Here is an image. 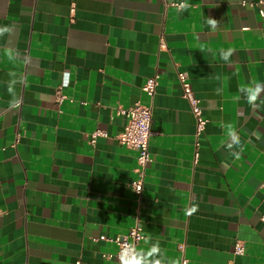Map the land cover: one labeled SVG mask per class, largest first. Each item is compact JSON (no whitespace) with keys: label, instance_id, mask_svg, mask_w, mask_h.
I'll use <instances>...</instances> for the list:
<instances>
[{"label":"crops","instance_id":"0c3cea01","mask_svg":"<svg viewBox=\"0 0 264 264\" xmlns=\"http://www.w3.org/2000/svg\"><path fill=\"white\" fill-rule=\"evenodd\" d=\"M254 1L0 0V26L14 25L0 35V264H116L100 236L127 233L137 213L148 264H264V92L253 108L239 91L264 86ZM178 71L207 118L198 148ZM136 102L153 105L155 131L140 201L137 151L117 138L118 110Z\"/></svg>","mask_w":264,"mask_h":264},{"label":"built area","instance_id":"2783aa9c","mask_svg":"<svg viewBox=\"0 0 264 264\" xmlns=\"http://www.w3.org/2000/svg\"><path fill=\"white\" fill-rule=\"evenodd\" d=\"M183 2H172L169 5H174L181 7ZM257 6L258 13L261 17H264V0H255L253 2ZM163 41V39H162ZM164 42V41H163ZM177 76L181 84V96L186 99L189 103L191 113L193 114L196 122L195 137L197 148L199 146L200 137L203 134L207 118L204 115L203 108L201 106L200 99L196 96L192 84L190 75L186 71H178ZM158 86V75L153 74L149 76L142 86L143 92H145L150 99L155 96ZM67 96L61 91V87L57 92V103L60 105ZM21 101H19V105ZM127 118V124L124 129L118 133L117 138L119 142L131 149L137 151V167L135 168L136 176L132 179L130 185L134 191L138 201L141 200L144 190V183L146 177V170L148 164L153 159L150 150V138L155 134L152 128L153 121V105L143 104L141 102H136L134 105L129 107L120 108L118 110ZM103 134L100 130L94 131L92 133L91 142H95L98 135ZM262 220L264 222V215H262ZM145 234L143 227L140 223L139 213L136 214L135 223L130 227L127 233L118 234L115 237H107L106 235L100 236V239H111L117 245V263L120 264L119 256L122 250L127 245H133L134 251L137 253L138 245L144 239ZM180 249L184 250V243L180 244ZM244 246L238 241L235 245V253H243ZM186 263V259H183V264Z\"/></svg>","mask_w":264,"mask_h":264},{"label":"clouds","instance_id":"9594fccd","mask_svg":"<svg viewBox=\"0 0 264 264\" xmlns=\"http://www.w3.org/2000/svg\"><path fill=\"white\" fill-rule=\"evenodd\" d=\"M182 8H186L187 5H181ZM208 24L211 25L213 28H215L217 24V20L209 18ZM14 28V25H5L0 26V35H3L4 32H11ZM233 55V49L229 48L227 50H221L220 51V58L228 62L230 61V58ZM247 91L246 100L250 106L253 108L257 107V100L261 97V93L264 92V86H261L259 84L255 86H244L239 89L240 92ZM9 94L12 95L13 99L10 101V107L16 108L19 106V101L16 98L14 94V89L9 90ZM229 135L232 138L233 145L235 146H241L242 141L240 139V136L238 135V132L236 130L229 133ZM256 138L259 139V134H256ZM231 146V145H230ZM243 151V147H240V151L235 153V157L237 159L240 158V153ZM197 210V207L193 205V207L189 210V214L194 213ZM160 249L158 245H154L148 252V256H155L159 253ZM120 264H148L146 261V258L143 254H137L134 251L133 245H127L121 252L119 256ZM151 264H161L160 260H154L151 261ZM172 264H180L179 260H173Z\"/></svg>","mask_w":264,"mask_h":264}]
</instances>
